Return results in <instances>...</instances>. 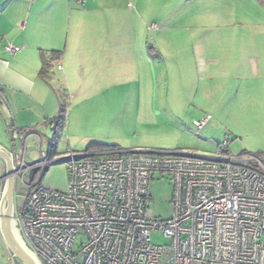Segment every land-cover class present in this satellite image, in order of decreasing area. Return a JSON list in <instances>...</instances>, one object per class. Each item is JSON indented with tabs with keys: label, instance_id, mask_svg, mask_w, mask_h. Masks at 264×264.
Here are the masks:
<instances>
[{
	"label": "crops",
	"instance_id": "1",
	"mask_svg": "<svg viewBox=\"0 0 264 264\" xmlns=\"http://www.w3.org/2000/svg\"><path fill=\"white\" fill-rule=\"evenodd\" d=\"M179 7L186 23L182 34L167 25ZM0 39V148L6 151L12 126L51 133L64 104L57 134H65L68 146L71 139L120 150L146 148L125 130L145 136L153 127L174 128L175 122L184 125L207 114L239 153L264 156L259 2L0 0ZM6 43L20 48L14 57L3 50ZM53 53L58 56L41 77L42 59ZM149 78L151 86L144 89ZM120 92H135L138 99L109 97ZM156 137L154 132V143H161ZM3 172L0 161V178ZM0 264H15L2 240Z\"/></svg>",
	"mask_w": 264,
	"mask_h": 264
},
{
	"label": "built area",
	"instance_id": "2",
	"mask_svg": "<svg viewBox=\"0 0 264 264\" xmlns=\"http://www.w3.org/2000/svg\"><path fill=\"white\" fill-rule=\"evenodd\" d=\"M3 50L14 57L20 48L6 43ZM210 119L193 120L186 131L200 137ZM50 130L43 150L39 135L12 126L8 151L14 192L19 182L22 196L15 220L41 264H264V156L233 154L228 134L211 155L143 148L75 153L64 137V152L50 156L53 124ZM53 163L66 167L65 189L41 183ZM164 176L172 184L171 216L161 222L147 187ZM156 232L168 243H153Z\"/></svg>",
	"mask_w": 264,
	"mask_h": 264
},
{
	"label": "rangeland",
	"instance_id": "3",
	"mask_svg": "<svg viewBox=\"0 0 264 264\" xmlns=\"http://www.w3.org/2000/svg\"><path fill=\"white\" fill-rule=\"evenodd\" d=\"M249 1L250 3L253 2V4L255 3L257 4L258 2V0H249ZM177 6L178 5H176V7ZM176 10L178 11L175 15L172 16L170 15L171 17L169 16L170 19L168 18L167 25L169 24L170 27H172L175 30H178V33L182 34L183 27H185L186 24L183 21V18L185 16H182L181 7H179ZM149 37L155 38L156 35L155 33H153L150 34ZM152 83L154 86V81ZM158 85H159V81H158ZM150 86H151V81L149 78L147 82L145 81V83H143V88L149 89ZM135 94H136L135 92L132 93L120 92L118 94L111 93L109 97L113 101L117 99L119 101H124L131 98L132 100H134V102H136L138 98L137 95ZM141 99H142V103H146L144 102L145 98H141ZM67 108L69 109L68 104H67ZM68 109H67V113H68ZM203 116H200L199 118ZM190 123L191 121H188L184 123V125H181L179 122H175L174 128L160 127L158 131L153 127L152 134H146L145 136H141V134H139L138 137H135L137 135L135 132H131V128H127L129 130H125V135H130V138H133V141L136 143L139 141L142 143L143 141L144 146L142 147H146L143 149H163V150H171V151L186 150L187 152L193 154H205V155L214 154L216 143L220 142L223 135L220 136L219 134H217V131L214 128L215 126L213 124L208 123L201 130L200 137L194 136L192 133L186 131V126H188ZM58 131H60V129ZM154 132H157L156 138H160V140H162L161 143H154ZM37 135H39L42 140L41 148L43 150H46V146L49 143L48 141L49 139H51L52 134L48 130L46 131L44 130V131H40V133ZM64 137L65 134H60V132H58V134L55 136V146L54 149L50 152V156L59 155L64 152V143H63L65 140ZM73 144L74 143H72L70 139L69 146L72 149V151L75 153L84 152L87 150L89 146V143L86 145H83L81 143L74 145ZM233 144L230 147V151L233 154H238L240 151L236 148V145ZM34 146L35 145H33L32 142L29 143V148H33ZM32 157L34 158L36 157L35 152L32 153ZM66 180H67V172L65 165L63 163H53L47 166L46 172L41 180V183L49 188L62 190L65 189L66 187ZM19 184H20L19 182L16 184V191L14 192L15 208L18 207V205L22 200L21 193L19 192V190H21ZM147 192L150 200L149 206L152 211L153 217L161 222H165L169 220L171 216L170 197L172 192V184L170 179L167 176H164L163 178H158V179L155 178L151 180L148 184ZM151 241L159 245L168 243V240L164 238L162 234L159 232L152 234Z\"/></svg>",
	"mask_w": 264,
	"mask_h": 264
},
{
	"label": "water",
	"instance_id": "4",
	"mask_svg": "<svg viewBox=\"0 0 264 264\" xmlns=\"http://www.w3.org/2000/svg\"><path fill=\"white\" fill-rule=\"evenodd\" d=\"M0 161L4 167L0 191L1 240L15 264H41L34 252L26 245L15 220L13 169L9 153L3 148H0Z\"/></svg>",
	"mask_w": 264,
	"mask_h": 264
},
{
	"label": "trees",
	"instance_id": "5",
	"mask_svg": "<svg viewBox=\"0 0 264 264\" xmlns=\"http://www.w3.org/2000/svg\"><path fill=\"white\" fill-rule=\"evenodd\" d=\"M258 2L260 4L264 5V0H258ZM57 56H58L57 53H53L51 58H50V60L47 61L45 59H42L40 73H39V75L41 77H43L48 72V70L51 67L50 62ZM64 119H65V106H64V104H62L60 106V110H59L58 115L51 122L56 128L55 136L57 135V130L62 129L63 124H64ZM54 142H55V139H54ZM54 146H55V144H53V148L52 149H54ZM105 149H118V148H116L115 146L90 143L86 151H90V150H105Z\"/></svg>",
	"mask_w": 264,
	"mask_h": 264
}]
</instances>
